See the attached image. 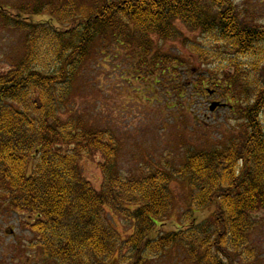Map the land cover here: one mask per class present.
I'll use <instances>...</instances> for the list:
<instances>
[{
  "label": "trees",
  "instance_id": "16d2710c",
  "mask_svg": "<svg viewBox=\"0 0 264 264\" xmlns=\"http://www.w3.org/2000/svg\"><path fill=\"white\" fill-rule=\"evenodd\" d=\"M205 3L218 9L205 14ZM83 7L87 16L61 31L50 22L30 24L0 11V18L28 32L23 55L0 74V199L10 210L31 216L38 264H149L172 249L182 254L183 264H248L254 256L249 235L256 224L251 215L264 212V125L257 113L264 86L243 70L239 57L250 59L253 69L264 61V28L240 19L232 0H90ZM177 20L238 54L223 58L220 49L189 43L201 61L212 64L208 72L222 74L224 64L234 68L223 83L206 78L193 87L199 92L208 83L231 104L244 103L246 130L220 148L189 150L177 169L151 165L145 177L128 178L118 168L114 134L61 114L83 62L126 44L145 57L153 36L178 38ZM155 57L148 77L158 73L155 85L162 76L166 91L185 100V83L169 86L174 62ZM254 85L263 87L251 105ZM93 153L105 159L98 190L79 166ZM174 178L189 187L187 224L161 232V221L172 209ZM204 211L207 215L197 216ZM114 215L132 223L131 233L122 235L108 222Z\"/></svg>",
  "mask_w": 264,
  "mask_h": 264
},
{
  "label": "rangeland",
  "instance_id": "374dc122",
  "mask_svg": "<svg viewBox=\"0 0 264 264\" xmlns=\"http://www.w3.org/2000/svg\"><path fill=\"white\" fill-rule=\"evenodd\" d=\"M54 1L56 3L52 6L48 4L50 0H0V11L14 17L19 15L30 24L50 22L53 30L59 31L87 16L88 9L83 6L90 0ZM205 4V14L218 9L214 4ZM232 5L240 19L246 18V23L251 26L264 28V0H232ZM34 7L40 10L39 13L34 12ZM222 9H225V5ZM96 11L97 8L92 9L90 15ZM175 26L180 33L178 38L162 41L153 36V45L145 57L137 56L126 44L116 46L119 50H106L104 55L97 53L96 57L83 62L79 74L72 80L69 105H64L61 114L64 120L69 115L76 116L86 127L114 134L118 140V168L128 178L145 177L151 165L177 169L189 150L220 148L246 130L242 116L246 108L244 103L232 101L230 106L224 92L219 90L208 95L204 87L216 88L205 82L199 92L193 87L206 78L218 79L223 83L226 76H233L234 68L224 64L222 74L208 72L212 64L201 61L190 49L192 45L189 43L220 49L223 58L231 55L237 59L238 54L209 41L199 30L188 29L179 20L175 21ZM27 35L28 32L16 28L10 18H0V74L7 72L23 55ZM155 56L162 61L170 57L174 62L175 78L169 86L174 89L185 83V100L178 99L174 90L166 91L162 76L160 85H155L158 73L148 77L151 59ZM215 57L216 60L218 55ZM239 61L253 81L258 80L264 86V61L258 64L257 69L250 68V59L244 56L239 57ZM263 86L254 85L249 89L251 105L261 95L260 87ZM213 100L228 103V106L209 111ZM257 113L264 125V103ZM103 161L105 159L99 153L80 160L82 176L97 190L102 182L100 165ZM170 190L172 209L167 220L161 221V232L187 224L184 220L190 206L187 181L174 178ZM205 214L204 211L197 213V216L201 218ZM30 217L27 213L10 210L0 199V264L40 263L38 238L28 225L32 222ZM251 218L256 221L249 235V248L254 251V256L247 263L264 264V212L252 214ZM107 220L122 235L132 231L133 225L129 221L115 215ZM149 264H183V256L172 249Z\"/></svg>",
  "mask_w": 264,
  "mask_h": 264
},
{
  "label": "water",
  "instance_id": "95a60500",
  "mask_svg": "<svg viewBox=\"0 0 264 264\" xmlns=\"http://www.w3.org/2000/svg\"><path fill=\"white\" fill-rule=\"evenodd\" d=\"M208 91V94H213V90H210V89H207ZM218 106H224V104H221L220 102H217V101H213L211 102L210 106H209V110L210 111H214Z\"/></svg>",
  "mask_w": 264,
  "mask_h": 264
}]
</instances>
